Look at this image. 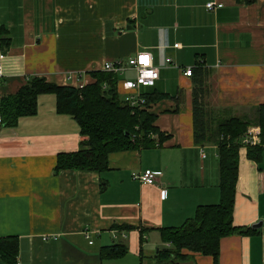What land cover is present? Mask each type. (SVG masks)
Wrapping results in <instances>:
<instances>
[{"label": "crops", "instance_id": "crops-1", "mask_svg": "<svg viewBox=\"0 0 264 264\" xmlns=\"http://www.w3.org/2000/svg\"><path fill=\"white\" fill-rule=\"evenodd\" d=\"M141 51L160 70L144 94L168 95L147 104L168 135L162 144L113 151L102 173L55 174L58 154L87 139L76 119L57 112L56 95H39L38 112L17 125L4 122L0 237H18L21 264H162L160 250L173 248L163 228L220 202L219 147L195 142L194 89L206 88L204 106L218 119L264 104V0H0V111L34 76L80 87L106 62L126 65ZM189 66L191 77L183 74ZM241 145L233 222L257 230L222 237L218 264H264V150L256 162ZM146 169L161 173L155 184L135 177ZM122 245V256L102 258L104 248ZM181 254L164 264H215L201 252Z\"/></svg>", "mask_w": 264, "mask_h": 264}, {"label": "trees", "instance_id": "trees-1", "mask_svg": "<svg viewBox=\"0 0 264 264\" xmlns=\"http://www.w3.org/2000/svg\"><path fill=\"white\" fill-rule=\"evenodd\" d=\"M7 43L8 39H2V44ZM200 65L198 64L201 70L203 67ZM91 76L94 82L82 87L59 85L45 77L34 76L17 93L2 101L1 114L5 124L9 126L17 125L22 116L35 115L38 112V97L44 93L55 94L57 112L69 114L79 123L81 134L87 136L83 141L84 148L59 153L55 174L64 169L102 173L109 167V153L129 148L153 147L168 138V135L155 126L156 115L149 112L147 107L135 108L120 99L116 88L117 74L96 70L91 71ZM205 92L206 88L203 86L194 89V139L197 144L209 143L219 147L221 198L217 204L199 205L195 215L181 226L163 228L162 238L173 244V248L160 250L158 258L162 264L185 258L181 254L183 249L211 255L214 263L218 264L222 237L257 230L238 227L233 222L239 151L250 122L237 115L215 118L204 106ZM167 96L157 93L146 96L147 104ZM255 113L261 129L260 143L247 145V156L260 162L264 150V104L259 105ZM155 135H158V139H155ZM107 186V182L102 180V190ZM125 253V246H113L104 248L101 256L112 258ZM18 256V237H0V259L7 264H18Z\"/></svg>", "mask_w": 264, "mask_h": 264}, {"label": "built area", "instance_id": "built-area-1", "mask_svg": "<svg viewBox=\"0 0 264 264\" xmlns=\"http://www.w3.org/2000/svg\"><path fill=\"white\" fill-rule=\"evenodd\" d=\"M222 4H216V2L207 3L209 9H213L216 6H221ZM179 44H175V47H178ZM167 62L171 63L172 59L167 58ZM104 71L113 72L115 74L123 73L126 70H133L136 74L134 79L124 78L117 81V92L120 96V99L132 107L135 108H146L147 107V97L143 92V89L146 87H153L156 85L157 80L160 76L159 67L154 62L153 54L149 51L138 52L137 55L129 58L127 64L125 65L122 61H109L106 62L103 66ZM183 74L185 76L191 77L193 75V67L189 66L186 69H183ZM107 86V85H106ZM82 87V86H80ZM122 96V97H121ZM4 125V120L0 111V131ZM260 129L258 127L252 128L249 130L246 137L243 139L242 143L246 145H255L259 142L258 134ZM156 145H159L156 143ZM160 172L154 171L152 169H146L140 174H136L135 177L144 184H155L157 177L160 175ZM165 191V190H164ZM90 230L85 231L87 238L91 237ZM93 241L90 240V243ZM18 264H21L18 262Z\"/></svg>", "mask_w": 264, "mask_h": 264}, {"label": "rangeland", "instance_id": "rangeland-1", "mask_svg": "<svg viewBox=\"0 0 264 264\" xmlns=\"http://www.w3.org/2000/svg\"><path fill=\"white\" fill-rule=\"evenodd\" d=\"M192 76H193V75H192ZM130 77H131V78H135V74L131 75ZM247 113H248V112H247ZM247 113H244V114H242V115H237V116L243 117V118L245 119V121L250 122L246 133H248V131H249L250 129H252V128L260 127L259 123L257 122V118H256V113H255V111H254L253 113H251V114H248V115H247ZM249 113H250V112H249ZM246 133H245V134H246Z\"/></svg>", "mask_w": 264, "mask_h": 264}, {"label": "bare ground", "instance_id": "bare-ground-1", "mask_svg": "<svg viewBox=\"0 0 264 264\" xmlns=\"http://www.w3.org/2000/svg\"><path fill=\"white\" fill-rule=\"evenodd\" d=\"M147 103H148V100H147ZM1 115H2V114H1ZM258 128L260 129V127H258ZM248 132H249V131H248ZM260 132H261V129H260ZM247 134H248V133H247ZM247 134H246V135H247ZM245 137H246V136H245ZM245 137H244V138H245ZM258 137H259V142H258L257 144L260 143V133L258 134ZM244 138H243V139H244ZM243 139H242V141H243Z\"/></svg>", "mask_w": 264, "mask_h": 264}, {"label": "water", "instance_id": "water-1", "mask_svg": "<svg viewBox=\"0 0 264 264\" xmlns=\"http://www.w3.org/2000/svg\"><path fill=\"white\" fill-rule=\"evenodd\" d=\"M0 264H7V263H5L4 261H2V260L0 259Z\"/></svg>", "mask_w": 264, "mask_h": 264}]
</instances>
